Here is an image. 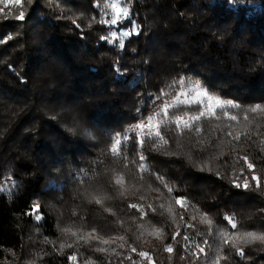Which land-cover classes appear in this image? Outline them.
Returning <instances> with one entry per match:
<instances>
[{
  "label": "trees",
  "instance_id": "obj_1",
  "mask_svg": "<svg viewBox=\"0 0 264 264\" xmlns=\"http://www.w3.org/2000/svg\"><path fill=\"white\" fill-rule=\"evenodd\" d=\"M111 4L0 3V264H264V0Z\"/></svg>",
  "mask_w": 264,
  "mask_h": 264
},
{
  "label": "snow or ice",
  "instance_id": "obj_2",
  "mask_svg": "<svg viewBox=\"0 0 264 264\" xmlns=\"http://www.w3.org/2000/svg\"><path fill=\"white\" fill-rule=\"evenodd\" d=\"M18 2H19V0H17V3H18ZM111 7H113V8L115 9V8H116V5L113 4V5H111ZM120 15H123L124 17H127V15H128V10L125 8V9L122 10V13H121L120 11H118L117 16L114 17V18L111 20V23H112V24H117ZM23 16H24V14H23V12H22V13L20 14V16L18 17V19H22ZM128 35H129V32H127V31L120 32L121 42L117 45V47H120V48H123V47H124V44H123V42H122V38H123V37H126V36H128ZM111 36H112V39L109 40L108 42H109V43H114L115 40H116V38H117V37H116V32H112V33H111ZM181 83H183V84H184V87L188 88L189 91H193V90L195 89V87H196L195 85H192L191 82H181ZM165 95H167V93H166ZM181 95H184V93L182 92V93H180L179 95H177L176 100L173 101V102H165V103L163 104V107H162V109H161V112H157V113L155 114V116H156V117H160V116L162 115V113H163V114H167L170 108H171V109H176V110L181 109V107L185 104V102H184V101H181V99H180V96H181ZM203 95H206V94H205V93H199V92H198L197 95H196L195 97H193V101H194L197 105L201 104L202 101L200 100V97L203 96ZM215 105H216V106H220V107H224V106H225V105H223L222 102H221L220 100H218V99L215 100ZM227 106L232 107V108L237 107L235 104H232L231 101H228V102H227ZM258 107H259V106H257V108H258ZM251 110H252V111H256L257 109H256V108H253V109H251ZM207 111H208L209 113H211V112L213 111V105H212V104H209V105L207 106ZM187 115H188V114H187L186 112H185L184 115L182 116V115H178V114H176V111H173V113H172V119H171L170 121H169V120H164V121H163L164 126L167 127L169 123L174 122V123L177 125V127H180L181 125H183L184 128H189V127H190V122H189V120H185V119H184V116H187ZM204 115H205V111L201 110V111H199L198 115H194V116L190 117V120H199L200 117H203ZM148 119H149V121H151L152 119H154V117L149 116ZM232 119H235V117H232ZM137 127H139V128H144L145 125H144V124H139V125H137ZM197 130H198V129H197ZM148 135L151 136L152 134L149 133ZM160 136H161V133H160L159 131H156V132H155V137H160ZM119 143H120V141L117 140V144H119ZM141 159H143V156H141ZM248 167L251 168L252 165L249 164ZM117 183H121V181L118 180ZM245 186H247V185H245ZM237 187H239V185H237ZM169 191H171V189H169ZM99 202H100V201L97 200V203H99ZM176 203L179 204V203H180V200H177ZM38 207H39V206H37V208H38ZM132 207H136V205H132ZM30 214H31V213H30ZM39 218H40V217L37 216V219H39ZM233 227H235V225H233ZM65 231H69V229H65ZM177 234H178V233H177ZM173 239H175V236L173 237ZM243 239H244L246 242H251V241H254V240L264 241V235H257V234H255V233L248 232V233L243 234ZM104 243L106 244V243H108V241L105 240ZM167 250H168V251H171L172 249H171V247L169 246V248H168ZM133 251H135V249H133ZM201 251H202V249H201ZM240 254L243 255V252H241ZM146 255H147V254L144 253V252H141V253H140V256H142V257H143V256H146ZM68 259L71 260V261H75V260H76V257H75V256H69Z\"/></svg>",
  "mask_w": 264,
  "mask_h": 264
},
{
  "label": "rangeland",
  "instance_id": "obj_3",
  "mask_svg": "<svg viewBox=\"0 0 264 264\" xmlns=\"http://www.w3.org/2000/svg\"><path fill=\"white\" fill-rule=\"evenodd\" d=\"M0 3H2V4H7V3H8V0H0ZM113 4L116 5V8H115V9L112 7L113 10H114V16H115V17L117 16L118 11H120V12L122 13V10H123V9L126 8V9L128 10V7L125 6L126 4H123V0H112V4H111V5H113ZM123 18H126V17H124L123 15H120L118 20L123 19ZM128 32H129V31H128ZM129 34H130V32H129ZM128 36H129V35H128ZM191 84L196 86L195 89H194L193 91H189L188 88H187L186 90L183 91L184 95H181V96H180L181 101H184V102H185L184 105H188V106H190V105H197V104L193 101V97H195V96L197 95L198 92H199V93H205L204 90H203V88H202V86H201V84L194 83V82H191ZM205 94H206V93H205ZM175 100H176V99H175ZM175 100H174V101H175ZM200 100L202 101V103L199 104V106H201L202 110L205 111V115H206V116H210V115H211V116H215V115L217 114V111H224L225 108H226V107H225V106H226V103H225L224 101H221V100H220V101L222 102V104L225 105L224 107L216 106V105H215V100H217V98H215V97H210V96H208L207 94L201 96V97H200ZM209 104H212V105H213V111H212L211 113H209V112L207 111V106H208ZM230 108H232V107H229V106H228V109H230ZM185 120H189V122H190V126H191L193 120H190V118H186ZM145 128H147V130L153 132V135H155V132H156V131H159V127H158L156 124H149L147 127L141 128V130H144ZM187 129H188V128H184L183 125H181L180 127H178V130H179V131H182V132H183V130H187ZM117 140L120 141V139H115V140L111 143V146H110V148H109V153L111 154L112 157H115V158L120 157V156H121V153H122V144H121V141H120L119 144H117ZM33 234H35V233H33ZM82 234H83V233H80L79 235H82ZM34 236H35V235H34ZM91 237H93V236L91 235ZM36 238H37V236H36ZM65 242H66V241H63L62 243H59V242H58V244H57V248H58V249H57V250H60V249H62L63 247H65V246H66ZM53 245H55V244H53Z\"/></svg>",
  "mask_w": 264,
  "mask_h": 264
}]
</instances>
